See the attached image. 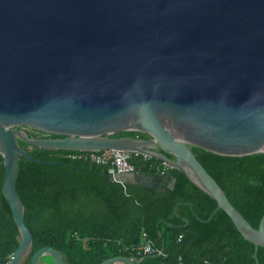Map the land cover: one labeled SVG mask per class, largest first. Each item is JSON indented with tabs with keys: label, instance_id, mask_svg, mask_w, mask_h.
<instances>
[{
	"label": "water",
	"instance_id": "95a60500",
	"mask_svg": "<svg viewBox=\"0 0 264 264\" xmlns=\"http://www.w3.org/2000/svg\"><path fill=\"white\" fill-rule=\"evenodd\" d=\"M17 126L62 138L29 137ZM121 132L146 138L115 137ZM19 141L161 161L216 202L201 222L222 210L254 246L258 264L264 213L253 228L190 147L227 157L264 153V0H0L1 192L19 233L10 264H23L32 247L16 191L19 159L52 164ZM115 179L154 189L175 184L167 171ZM163 253L164 242L152 256ZM148 256L99 264H140ZM43 257L63 264L52 247L38 249L30 264H44Z\"/></svg>",
	"mask_w": 264,
	"mask_h": 264
},
{
	"label": "trees",
	"instance_id": "16d2710c",
	"mask_svg": "<svg viewBox=\"0 0 264 264\" xmlns=\"http://www.w3.org/2000/svg\"><path fill=\"white\" fill-rule=\"evenodd\" d=\"M139 135L145 136L121 132L115 137ZM19 145L35 160L52 163H35L24 157L18 162L16 191L32 236L23 264H30L32 255L43 247L58 250L63 264H99L115 256L142 258L146 255L137 254L136 249L147 240L157 252L140 264H178L179 257L184 264H204V260L209 264H256L254 246L244 240L226 213L219 210L209 222H201L208 219L216 202L182 173L166 170L175 179L173 189H154L139 182L121 184L110 179L106 167L67 159L70 151L42 150L21 141ZM190 148L230 204L258 228L264 213V153L227 157ZM130 163L136 172L152 176L163 169L161 161L141 155ZM4 171L0 156V261L7 260L19 245L17 227L1 192ZM184 219L189 221L187 226ZM162 242L164 253L152 256L160 251ZM42 260L51 264L48 257ZM257 260L264 264V248H257Z\"/></svg>",
	"mask_w": 264,
	"mask_h": 264
},
{
	"label": "built area",
	"instance_id": "2783aa9c",
	"mask_svg": "<svg viewBox=\"0 0 264 264\" xmlns=\"http://www.w3.org/2000/svg\"><path fill=\"white\" fill-rule=\"evenodd\" d=\"M139 154L135 152L126 151H93V152H82V151H70L65 157L73 161L87 162L92 165H98L107 168V174L112 181L123 184L122 181H116L117 175L124 177L128 174L135 173L134 166L130 163L133 157H137ZM169 168L163 164L161 173L165 172ZM145 236V235H143ZM137 254L150 255L157 252L151 245L150 241H146L140 247L136 249ZM204 264H209L208 260H204ZM4 264H10L9 258L4 261ZM178 264H184L181 257L178 259Z\"/></svg>",
	"mask_w": 264,
	"mask_h": 264
},
{
	"label": "rangeland",
	"instance_id": "374dc122",
	"mask_svg": "<svg viewBox=\"0 0 264 264\" xmlns=\"http://www.w3.org/2000/svg\"><path fill=\"white\" fill-rule=\"evenodd\" d=\"M18 128H23L25 129L27 132L31 133V134H35V135H38V136H42L44 135L45 133L41 132V131H38V130H35V129H32L30 127H27V126H17L16 129Z\"/></svg>",
	"mask_w": 264,
	"mask_h": 264
},
{
	"label": "flooded vegetation",
	"instance_id": "af4514ba",
	"mask_svg": "<svg viewBox=\"0 0 264 264\" xmlns=\"http://www.w3.org/2000/svg\"><path fill=\"white\" fill-rule=\"evenodd\" d=\"M28 133V136L29 137H31L30 135H31V133L29 134V132H27ZM34 136V138H51V139H57L58 137H56L57 135H50V134H44V135H42V136H38V135H35V134H33ZM138 137H141V138H146V136H138ZM59 138H62V137H59Z\"/></svg>",
	"mask_w": 264,
	"mask_h": 264
},
{
	"label": "crops",
	"instance_id": "0c3cea01",
	"mask_svg": "<svg viewBox=\"0 0 264 264\" xmlns=\"http://www.w3.org/2000/svg\"><path fill=\"white\" fill-rule=\"evenodd\" d=\"M157 170V169H156ZM160 171V170H159ZM166 172V171H165ZM0 264H4V260L0 261Z\"/></svg>",
	"mask_w": 264,
	"mask_h": 264
}]
</instances>
